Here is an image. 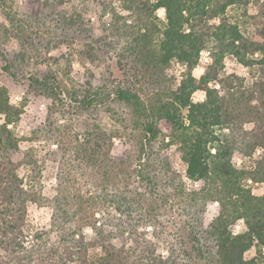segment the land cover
Wrapping results in <instances>:
<instances>
[{
    "label": "trees",
    "instance_id": "16d2710c",
    "mask_svg": "<svg viewBox=\"0 0 264 264\" xmlns=\"http://www.w3.org/2000/svg\"><path fill=\"white\" fill-rule=\"evenodd\" d=\"M42 9L66 53L32 69L26 40L0 50L1 69L27 85L17 104L0 86V264H264V193L252 191L264 184V0ZM0 10V46L24 40L16 13ZM29 96L49 105L21 132ZM32 205L50 212L47 228L30 224Z\"/></svg>",
    "mask_w": 264,
    "mask_h": 264
},
{
    "label": "rangeland",
    "instance_id": "374dc122",
    "mask_svg": "<svg viewBox=\"0 0 264 264\" xmlns=\"http://www.w3.org/2000/svg\"><path fill=\"white\" fill-rule=\"evenodd\" d=\"M6 2L8 11L12 9V12L16 13V18L21 21L25 34L23 36L24 40L18 41L16 38H9L0 46V50L11 56L16 54L21 46L20 43L27 41V46L29 44L30 51L25 57L30 64V67L34 69L35 67L41 66L40 64H51L54 59H59V57L68 51V47L63 40V34L60 29L55 27L54 21L48 18L47 10L42 9V3L46 0H3ZM161 15V12L159 13ZM90 24L93 26L96 24L97 15L94 14L89 19ZM8 27V23L5 20L4 15L0 10V26ZM94 27V26H93ZM1 29V27H0ZM77 47V44H74ZM36 50V51H35ZM26 63V62H25ZM2 61L0 55V86L5 87L10 95V100L13 104H17L21 101V98L26 94V82L25 78L21 81H13L12 78L6 74L2 69ZM72 76L78 80L83 81L84 79V69L79 65L77 61L72 64ZM227 70H235L233 63H228ZM102 72V71H101ZM97 72V76L101 73ZM238 72H243V70L238 69ZM200 71L196 70L194 75H199ZM203 96L201 93L195 95L194 100L200 101ZM23 118L20 124V131L23 132L28 125L37 123L44 119L47 112L49 101L42 96H29ZM54 149L55 147L52 146ZM128 150L122 141L115 139L113 147V157L114 158H125ZM235 162H239L240 158L234 157ZM56 167H50L44 178V189L43 193L46 196L54 194L53 187L56 183L55 180V169ZM176 168L180 170L179 162H176ZM253 193L255 195H261L264 193V184L255 185L253 187ZM216 212V205H212L208 209V215L214 214ZM50 212L48 209L37 208L36 206H30L28 209V220L34 228H47L49 222ZM241 224L239 223L235 227V231L239 232L241 230Z\"/></svg>",
    "mask_w": 264,
    "mask_h": 264
}]
</instances>
